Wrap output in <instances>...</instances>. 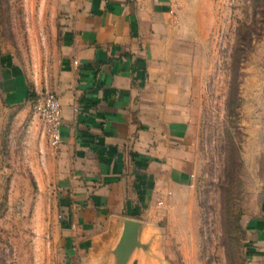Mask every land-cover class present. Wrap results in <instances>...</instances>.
I'll list each match as a JSON object with an SVG mask.
<instances>
[{
  "label": "rangeland",
  "instance_id": "1",
  "mask_svg": "<svg viewBox=\"0 0 264 264\" xmlns=\"http://www.w3.org/2000/svg\"><path fill=\"white\" fill-rule=\"evenodd\" d=\"M192 16L199 111L193 182L150 211V254L140 264H257L264 235V0H186ZM57 0H0V264H117L118 220L76 227L34 101L49 89ZM33 86L28 104L6 101V65Z\"/></svg>",
  "mask_w": 264,
  "mask_h": 264
},
{
  "label": "crops",
  "instance_id": "2",
  "mask_svg": "<svg viewBox=\"0 0 264 264\" xmlns=\"http://www.w3.org/2000/svg\"><path fill=\"white\" fill-rule=\"evenodd\" d=\"M186 0H57L58 45L47 88L63 109L62 187L73 223L90 238L109 219L142 222L130 264L150 254L152 209L193 182L199 111L194 36ZM5 97L28 104L33 86L6 65ZM262 223L255 225L264 235ZM253 261L264 264V254Z\"/></svg>",
  "mask_w": 264,
  "mask_h": 264
},
{
  "label": "built area",
  "instance_id": "3",
  "mask_svg": "<svg viewBox=\"0 0 264 264\" xmlns=\"http://www.w3.org/2000/svg\"><path fill=\"white\" fill-rule=\"evenodd\" d=\"M34 108L43 118L47 132L54 146L63 142V109L59 95L54 91H46L34 101Z\"/></svg>",
  "mask_w": 264,
  "mask_h": 264
},
{
  "label": "water",
  "instance_id": "4",
  "mask_svg": "<svg viewBox=\"0 0 264 264\" xmlns=\"http://www.w3.org/2000/svg\"><path fill=\"white\" fill-rule=\"evenodd\" d=\"M118 226H120V221H118L116 227L118 239L114 249V253L117 256V264H130L134 251L143 247V242L140 240L142 222L135 217H129L125 219L121 232ZM149 247L148 249H150Z\"/></svg>",
  "mask_w": 264,
  "mask_h": 264
}]
</instances>
